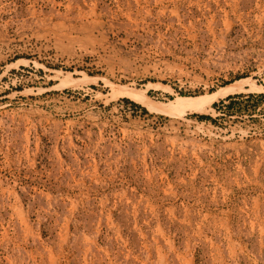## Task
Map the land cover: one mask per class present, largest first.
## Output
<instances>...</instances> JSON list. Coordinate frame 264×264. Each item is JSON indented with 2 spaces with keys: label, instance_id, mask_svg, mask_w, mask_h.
Returning a JSON list of instances; mask_svg holds the SVG:
<instances>
[{
  "label": "rangeland",
  "instance_id": "1",
  "mask_svg": "<svg viewBox=\"0 0 264 264\" xmlns=\"http://www.w3.org/2000/svg\"><path fill=\"white\" fill-rule=\"evenodd\" d=\"M263 94L264 0H0V264H264Z\"/></svg>",
  "mask_w": 264,
  "mask_h": 264
},
{
  "label": "bare ground",
  "instance_id": "2",
  "mask_svg": "<svg viewBox=\"0 0 264 264\" xmlns=\"http://www.w3.org/2000/svg\"><path fill=\"white\" fill-rule=\"evenodd\" d=\"M234 86V83H231V84H228V85H226L225 87H223L221 90H223V91H225V90H227V89H225V88H228L229 86ZM232 86V87H233ZM230 88V87H229ZM228 88V90H230ZM219 93V92H218ZM218 93H212L211 94V98L212 97H216L217 95H218ZM199 99H201V98H199V97H188V96H179L178 98H177V100H176V104H180V103H182V104H186V102L187 103H193V102H191V101H196L197 100V103H198V101H199ZM208 99V98H207ZM189 104H187V106H188Z\"/></svg>",
  "mask_w": 264,
  "mask_h": 264
},
{
  "label": "trees",
  "instance_id": "3",
  "mask_svg": "<svg viewBox=\"0 0 264 264\" xmlns=\"http://www.w3.org/2000/svg\"><path fill=\"white\" fill-rule=\"evenodd\" d=\"M264 95V94H263ZM234 95H229L228 98H233ZM200 118H211L209 115L206 114H202V115H198Z\"/></svg>",
  "mask_w": 264,
  "mask_h": 264
}]
</instances>
